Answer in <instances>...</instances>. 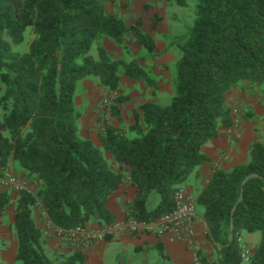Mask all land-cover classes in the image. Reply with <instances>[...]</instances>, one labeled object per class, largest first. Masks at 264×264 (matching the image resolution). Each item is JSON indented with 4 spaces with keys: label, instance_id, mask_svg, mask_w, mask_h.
I'll return each instance as SVG.
<instances>
[{
    "label": "trees",
    "instance_id": "obj_1",
    "mask_svg": "<svg viewBox=\"0 0 264 264\" xmlns=\"http://www.w3.org/2000/svg\"><path fill=\"white\" fill-rule=\"evenodd\" d=\"M110 1L0 0V166L6 168L13 158L37 185L36 194L24 191L16 200L11 226L18 264L86 263L80 250L58 254V263L48 257L45 234L32 217L36 206L66 230L116 220L107 204L127 176L123 170L114 172L103 152L81 138L76 94L89 77L99 79L108 92L117 91L122 69L128 79L154 86L138 62L115 60L100 44L109 38L126 46V36L134 34L149 53L156 45L150 34L108 13ZM166 1L185 5V0ZM27 31L35 35L29 51L15 52L13 45L21 46ZM95 43L97 59L91 55ZM178 47L182 54L171 103H145L135 110L129 132L106 125L101 133L104 150L129 169L136 189L127 220L149 222L173 211L175 193L198 167L212 162L204 146L221 126L234 125L226 105L231 91L241 84L264 85V0H200L194 26ZM127 100L117 99L114 116ZM11 203L10 194L0 191V215ZM198 204L219 264H242L243 231L261 233L248 263L264 264V137L255 139L248 163L212 172ZM159 251L161 259L151 264H170Z\"/></svg>",
    "mask_w": 264,
    "mask_h": 264
},
{
    "label": "crops",
    "instance_id": "obj_2",
    "mask_svg": "<svg viewBox=\"0 0 264 264\" xmlns=\"http://www.w3.org/2000/svg\"><path fill=\"white\" fill-rule=\"evenodd\" d=\"M148 2L149 0H112L106 4V10L108 13L122 18L128 27L137 26L146 34H150L154 38L156 45L153 53H149L142 47L134 34L126 36V46L118 45L109 38H104L100 45L108 51L111 58L127 62L136 61L148 70L150 78L155 82V85L152 87H158V93H152L153 98L150 99L149 95L152 91L150 92L151 89L148 83L144 80L136 81L128 79L122 69L120 70V88L112 92L114 96L118 94L121 97L128 98L127 101L118 105L119 116H114L113 112L111 114L103 113L106 114L105 119L103 118L106 124L101 123L100 115L102 114L96 110V105L100 94L107 90L100 85V80L97 78L89 77L80 82L75 100L76 108L81 114L79 120L81 138L91 140L103 152L104 158L114 172L123 170L127 176L125 182L112 194L107 204L108 209L116 218L115 222L125 220L127 205L133 204L136 199V189L130 183L128 176L129 169L116 163L112 154L104 150L101 142V133L105 130L106 125H111L125 133L129 132L130 127L135 125L134 112L135 110L139 111L141 105L153 103L166 107L164 103L174 96L171 84L172 79L169 84L171 90H168L166 95L164 94L165 89L162 90L161 85H163L162 83H167V80L164 79L167 74L163 72L166 71L167 67H170L171 63L176 61L175 51L173 49L167 50L165 46L163 48L159 46V34L153 27L155 14L150 15L149 11L145 9V5ZM139 23L140 25L138 26ZM95 44H97L98 51L99 44ZM133 49L136 52H133ZM97 57L98 55L94 58L97 59ZM146 57L147 59H145ZM139 85L140 87H138ZM260 86L264 87V85ZM261 100L262 98L250 100L248 105L245 106L246 114L240 118L238 117V122L235 121L233 115V127L227 128L221 126L218 136L204 146L203 152L212 162L198 167L180 187V189L186 191L189 199L197 205H199L198 198L204 187L209 183L212 172L215 169L220 168L230 171L238 165L249 162L250 152L255 139L259 137L258 135L264 137V106ZM229 108L231 109V107ZM3 115L4 111L0 108V120L3 118ZM0 173L4 177L13 175L22 181L31 180L28 172L21 168L19 163L13 158L9 160L6 168L0 166ZM1 180L0 191L10 194L12 203L8 211L10 214L14 213L18 194L5 186ZM203 214L204 210L199 216L203 217ZM43 215L45 216V212L38 206L33 208L32 217L36 225L45 234ZM102 227L99 222L92 221L86 228L96 230ZM192 229L194 232L193 240H190V237H188L189 232L186 228L164 238H159L153 234L133 236L129 233H121L114 238H109L88 248L78 249L72 247L70 250L82 251L87 257L85 264H147L150 260L156 263L161 259L159 256L160 247L163 249V253L169 257L170 264H195L194 259L197 255L203 264H219L217 250L208 236L205 225L198 219L195 221ZM8 232L9 229L7 230L6 227H3V230L0 232L1 237L5 239ZM10 238H12L10 244L12 245L14 263L17 250V239L14 232H12ZM240 238L242 239L244 252H248L250 256L255 253L262 241V235L259 232L248 233L243 231ZM44 241V250L48 255H52L54 252L64 253L68 250L64 246L65 244H62L64 247H59V240L51 238L48 234H45ZM155 253H158V256H153ZM157 257H159L158 261L155 260Z\"/></svg>",
    "mask_w": 264,
    "mask_h": 264
},
{
    "label": "rangeland",
    "instance_id": "obj_3",
    "mask_svg": "<svg viewBox=\"0 0 264 264\" xmlns=\"http://www.w3.org/2000/svg\"><path fill=\"white\" fill-rule=\"evenodd\" d=\"M199 1L200 0H185V5L180 6L176 3L167 2L166 0H152V1H149L148 4L145 5V9L147 11H149L150 15L155 14V17L153 19V25H154V22H156L157 28L154 30H156L159 34V38H160L158 41L159 46L162 48H163V46H165V47H167V50L173 49L175 51L176 61L171 63L170 67H167L166 71L163 72V73L167 74V76H165V78H164L167 80V83H165V84L162 83L163 85H161L162 90L165 89L164 90L165 95L168 92V90L169 91L171 90L170 85H169L171 82V79H172L171 84L173 87V80H174L175 71H176L175 65H176L177 60L179 59V57L182 54V51L178 47V43L181 42L182 40H185V38L188 36L190 30L193 28L195 19L197 17V6H198ZM148 5H149V7H148ZM158 17H159V19L156 20ZM131 35L132 34H129V36H131ZM34 38H35V35L31 31H27L26 35H25L24 43L21 46H14L13 45V50L15 52H19V53H27L29 51V44ZM133 52H136V51L133 49ZM91 54L94 57H96L98 55L97 44H95L93 46ZM145 59H147V57ZM138 87H140V85ZM134 88H136V87H134ZM150 89H151L150 92L151 91L152 92L149 95V98L152 99L153 98L152 93H158L159 88L155 86V87H150ZM263 89H264V87H262L260 85L241 84L233 90V92L231 93L226 104L228 107H231V109L233 111V115L235 117V121L238 122L239 119H237V118L238 117L240 118L242 115L244 116V114H246L245 106L248 105V102L250 100H252L254 98L256 100H259L262 98L261 102L264 106V96H263L264 90ZM105 92H108V91H105ZM105 92H102L100 94L98 101H97V105H96V110L100 114H102V115H100V117H101L100 121L103 124H106V122L104 120L105 119L104 117H106V114H103V112L101 111L99 103H100V99H101L102 95ZM2 93H3V90L0 87V98L2 97ZM114 97H115V101H117V99L121 96L117 94ZM171 101H172V99H169V101H166L164 103V105L168 106L171 103ZM98 117H99V115H98ZM258 136L262 137L260 135H258ZM27 183L29 184L31 191L34 194H36L37 187L35 188V186H36L35 182L30 180V181H27ZM15 193H17V192H15ZM197 212L199 214L203 213V208L199 205H197ZM42 217L45 220V222H44L45 234H48L46 232L47 216L43 215ZM13 219H14V213L13 212L10 214V212L7 211V213H5L4 215H0V232L3 230V227H6L7 230L9 229V232L6 233L5 239H3L0 235V238L2 239V242H3V245L0 249V264H18V263H16V261L13 263V255H12L13 252H12V247H11L12 245L10 244V242L12 241V238H10V237H11V234L13 232L12 226H11ZM9 225H10V227H9ZM48 235H50V237L55 239V240H59V243H58L59 247L66 246V249H68L64 253L54 252L52 255H48L46 252L48 257H50L54 263H58L61 261V258L58 256V254L67 256V255L71 254L72 252H74L73 250H70L72 248L71 245L65 244L63 241H61L58 237H56L52 233L48 234ZM62 244H65V245L62 246ZM153 256H158V253H155ZM146 260H147V258H146ZM155 260L158 261L159 257L155 258ZM151 263H154V262H152L150 260V261H148L147 264H151ZM242 264H249V263L246 260H243Z\"/></svg>",
    "mask_w": 264,
    "mask_h": 264
},
{
    "label": "built area",
    "instance_id": "obj_4",
    "mask_svg": "<svg viewBox=\"0 0 264 264\" xmlns=\"http://www.w3.org/2000/svg\"><path fill=\"white\" fill-rule=\"evenodd\" d=\"M103 113H112L116 101L112 92H105L99 103ZM1 181L3 184L17 193L24 191L31 192L27 181H22L16 176L7 175ZM175 208L170 213L163 214L153 221H139L134 218L126 219L121 222H114L110 225H105L96 230H89L80 226L63 229L54 225L47 217L46 232L58 237L67 245L73 248L85 249L96 243L106 241L109 238H114L121 233H129L133 236L139 235H156L159 238L167 237L183 230L188 229V237L194 239L193 225L199 219L205 225L204 217H200L197 212V204L194 203L186 194L184 189H179L174 196ZM46 215V214H45ZM47 216V215H46ZM242 243V239L239 238ZM244 260L249 261L250 255L248 252H243ZM195 264H203L198 255L194 259Z\"/></svg>",
    "mask_w": 264,
    "mask_h": 264
}]
</instances>
